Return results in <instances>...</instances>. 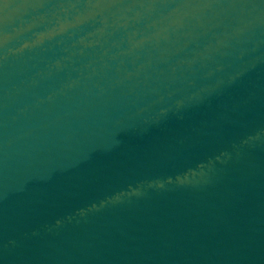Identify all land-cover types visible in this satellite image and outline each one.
Here are the masks:
<instances>
[{"label": "water", "instance_id": "obj_1", "mask_svg": "<svg viewBox=\"0 0 264 264\" xmlns=\"http://www.w3.org/2000/svg\"><path fill=\"white\" fill-rule=\"evenodd\" d=\"M0 264H264V0H0Z\"/></svg>", "mask_w": 264, "mask_h": 264}]
</instances>
